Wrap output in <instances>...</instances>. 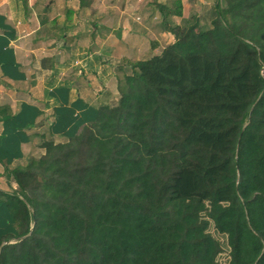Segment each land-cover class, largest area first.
<instances>
[{
  "label": "trees",
  "instance_id": "obj_1",
  "mask_svg": "<svg viewBox=\"0 0 264 264\" xmlns=\"http://www.w3.org/2000/svg\"><path fill=\"white\" fill-rule=\"evenodd\" d=\"M215 7L169 27L117 106L6 165L0 264H264V0Z\"/></svg>",
  "mask_w": 264,
  "mask_h": 264
},
{
  "label": "crops",
  "instance_id": "obj_2",
  "mask_svg": "<svg viewBox=\"0 0 264 264\" xmlns=\"http://www.w3.org/2000/svg\"><path fill=\"white\" fill-rule=\"evenodd\" d=\"M173 1L0 0V177L117 106L119 78L174 43L169 27L207 0H181V16L169 13Z\"/></svg>",
  "mask_w": 264,
  "mask_h": 264
},
{
  "label": "rangeland",
  "instance_id": "obj_3",
  "mask_svg": "<svg viewBox=\"0 0 264 264\" xmlns=\"http://www.w3.org/2000/svg\"><path fill=\"white\" fill-rule=\"evenodd\" d=\"M198 6L199 7H196L195 11L197 9L198 10H200L201 8L203 9L202 10L203 12L200 15H198L202 19L203 25L210 26L212 19L216 16L215 0H207L206 3L199 2ZM192 11H194V9H192L191 12ZM3 177L4 176L0 177V185L2 186L5 183V177L4 178ZM211 231L217 238L221 239L222 241L225 240V238L219 235L213 227H211ZM228 258H229V250H227L220 256L219 264H226L227 261L229 260Z\"/></svg>",
  "mask_w": 264,
  "mask_h": 264
}]
</instances>
